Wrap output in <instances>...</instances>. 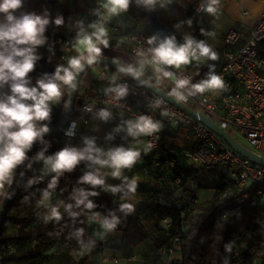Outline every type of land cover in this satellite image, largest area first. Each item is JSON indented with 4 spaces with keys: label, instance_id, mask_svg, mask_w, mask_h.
<instances>
[{
    "label": "trees",
    "instance_id": "1",
    "mask_svg": "<svg viewBox=\"0 0 264 264\" xmlns=\"http://www.w3.org/2000/svg\"><path fill=\"white\" fill-rule=\"evenodd\" d=\"M83 3L84 0H74V8L70 9L63 0H23V7L17 15L34 13L49 21L42 34L43 44L34 49V55L38 59L35 61L34 70L28 74L29 87L37 86V81L43 79L45 75H53L58 66H68V62L61 58L56 41L60 37H73L71 33L68 35L65 32L72 16L84 10ZM144 8L146 7L143 4L130 0L129 8L125 13L134 21L142 22L146 18ZM58 18L62 20L60 25L55 23ZM74 41L73 38V43ZM76 56L78 55L73 50L71 58ZM10 85L11 81L0 85V101H6L7 96L12 94ZM68 99L69 93L66 92L56 112L45 120L44 125L49 129L59 125ZM57 102L58 100L50 102V109L54 108ZM53 138H58V142L51 147ZM61 139V133L38 138L27 151L26 159L18 166L13 198L0 226V252L3 264H94L93 252L82 253L74 236L78 229L83 228L85 230L83 239L87 241L89 217L92 212H99L101 217H107L109 211H114L121 219L115 232L122 233L124 240L132 247H138L149 239L153 240V234L134 213L125 216L119 210V205L124 202L119 201L109 191H105L108 188L109 178L101 170L99 164L85 158L73 171H65L60 175L54 188L48 187L56 173L45 175L40 172L35 158L43 152L47 159L62 148L68 147ZM168 149L170 148H166ZM177 152L176 154L169 153L164 161L165 163L168 160L175 162V167L169 166V168L175 176V183L179 180L177 184L181 185L182 180L185 179L183 175L192 166L179 151ZM92 155L95 157L98 154L93 152ZM194 169L198 170L201 176L205 173L210 174L199 168ZM87 173L98 174L104 179L105 184L93 188L87 183H81L80 178ZM159 175L158 180L162 176V180L159 181H163L164 174ZM228 186L221 177L213 187L215 195L212 203L207 207L198 203L196 198H190L187 204L177 206L166 199L160 191L154 192L152 202L156 207L158 222L155 232L164 238V242H167L166 246L171 247L170 251L175 244V239H179L180 249L173 251L177 252V257L171 264H224L225 259L228 264L245 262L256 264L251 261L249 254L242 252L240 245L248 246L256 238L264 239V209L238 205L236 200L240 192L234 187L227 191ZM6 187L7 185L5 189ZM81 189L85 192L97 191L99 193L95 197L88 196V200L98 205L97 208L89 211L84 209L83 205L76 207L75 197H79ZM45 191L49 193L48 198L52 193L63 195L59 208L63 218L59 223L55 221L45 223V219L39 216L43 209L40 201L42 200L43 203ZM157 195H161L169 205H156L154 199ZM192 200H196V203L191 204ZM67 204H72L70 211L79 213V215L72 217L68 211H65ZM201 206L206 209H200ZM186 207H190V210H186ZM192 214L195 215L193 219L190 218ZM8 225L14 227L20 225L18 233L6 234ZM230 242H232V250L228 253L225 251V245ZM25 245H27L26 248H24ZM7 246L12 247L13 253L6 252ZM234 252L239 253L237 260L232 258Z\"/></svg>",
    "mask_w": 264,
    "mask_h": 264
},
{
    "label": "clouds",
    "instance_id": "2",
    "mask_svg": "<svg viewBox=\"0 0 264 264\" xmlns=\"http://www.w3.org/2000/svg\"><path fill=\"white\" fill-rule=\"evenodd\" d=\"M129 2L130 0H106L103 7L109 16L118 15L127 11ZM138 2L152 10L158 0H138ZM219 4L220 0H204L197 11L215 16ZM160 6L164 7L163 0H160ZM22 7L23 0H0V17L3 18V22H0V85L11 81L12 93L7 96L6 101H0V195L4 194L5 186L11 184L13 170L26 159V153L31 149L33 143L41 138L43 133L49 131L46 125L37 128L35 122L49 118V104L59 100L62 95L61 86L66 85L68 88L74 89L76 76L84 70L85 62L91 66L100 57L102 50L98 45L108 46L107 31L103 24L92 25L95 31L91 35L84 34L78 40V45L83 49V52L87 53L86 55L82 52L81 55L72 57L69 59L67 67L58 66L53 75H45L43 79L37 81V86L29 87L28 74L34 70L35 61L38 59L34 55V49L43 44L42 34L49 21L47 18H42L34 13L17 15ZM55 23L60 25L62 20L58 18ZM184 23L191 27L193 21L189 18L176 24L175 27L179 28ZM200 31L202 35L214 36L211 31L205 32L204 29ZM147 44L151 47L146 52L141 51L139 53L141 60L138 67L131 64L127 66L118 64V70L121 73L130 74L134 79H140L145 75L146 65L151 66L152 76L147 81L141 80V84L147 83L149 87L159 93L164 82L166 80L171 81L172 85L165 94L177 103L187 104L191 97L197 94L202 95L208 91L227 90L223 78L215 71V64H209L206 78L196 83H193L183 73L178 74L169 70L181 69L182 66L189 65L198 67L202 62L217 61V52L205 40H198L192 35H185L183 43H180L174 34L163 37L157 34L148 38ZM22 45L25 47H21ZM105 91L115 93L117 100L124 98L128 93L126 85H117L105 89ZM27 101H31V103H27ZM161 103L162 101L158 99L152 107H159ZM99 115L102 119L107 120L111 114L106 110H101ZM126 123L128 134L134 138L141 135L150 136L159 132L163 127L159 121H154L146 114L138 116L135 120H128ZM86 143L88 146L83 150L65 147L47 159L44 158L43 152L38 154L37 159H44L45 165L49 166V171L56 173L48 185L49 188H54L60 175L65 171H73L79 162L85 158L101 167L105 165L111 167L113 169L111 175L120 177L121 170L131 169L140 156V152L137 150L119 147L110 150L107 153L108 158L101 160L99 158V154H102L101 150L94 147V141L87 140ZM148 147L151 148V144ZM93 152L98 155L94 157ZM80 182L87 183L93 188L105 184L104 179L100 178L98 174L92 173L83 175ZM109 190L113 194L120 191L115 187L105 189V191ZM136 190L137 181L134 178L127 184V193L135 194ZM98 195L97 191L85 192L81 189L79 197H75L76 207L83 205L84 209L89 211L97 208L98 205L88 200V196L95 197ZM48 196L49 193L45 191L44 200H47ZM72 207V204H67L65 211H68L72 217H76L79 213L71 212ZM119 210L127 216L134 213L135 207L134 204L125 202L119 205ZM62 218L59 208L53 207L50 214L45 216V223L49 221L59 223ZM93 222L98 223L101 229L95 233L96 237L103 240L109 233L117 230L121 219L114 211H109L107 217H101L99 212H92L89 223ZM84 231L83 228H80L74 233V236L80 251L88 254L93 250L96 241L89 239L85 242L83 239ZM231 250L232 242L225 245L226 252L230 253ZM224 264H228L227 259H225Z\"/></svg>",
    "mask_w": 264,
    "mask_h": 264
},
{
    "label": "built area",
    "instance_id": "3",
    "mask_svg": "<svg viewBox=\"0 0 264 264\" xmlns=\"http://www.w3.org/2000/svg\"><path fill=\"white\" fill-rule=\"evenodd\" d=\"M170 1L180 3L182 0ZM203 2L204 0H201L190 8L189 18L192 19L193 24L188 34L181 33L182 25L179 28L175 27L176 24L180 23L179 21L169 23L165 30L158 33L130 32L127 35L129 54L140 61L139 53L141 51L146 52L151 47L147 44L148 38L157 34L161 37L174 34L180 43H183L185 35H192L198 40L206 41L207 35H202L200 30L204 29L205 32H208L212 28L203 17L204 12L197 11ZM104 3V0H97L95 6L87 10L92 16L98 15L104 10ZM108 25L111 29L120 30L118 22L113 18L108 22ZM89 32L88 25L80 24L72 30L71 35L73 37L58 38L56 44L62 60L68 62L71 58L74 49L73 38L79 39ZM243 37L240 30L231 29L221 38L223 46L219 49L218 60L214 61L215 71L223 78L227 90H212L202 95L197 94L191 97L185 105L216 123L235 140L232 132L237 131L245 143L249 145L250 148L247 149L264 158V9L259 22L245 41ZM147 68L149 74L144 75V77L148 79L152 76L153 70L151 66H147ZM169 70L178 74L183 73L193 83H196L206 78L209 68L205 65L199 67L189 65L182 66L181 69ZM117 85H126L128 89L127 95L119 100L115 98V93L105 91V89ZM171 85L172 82L166 80L161 89L166 92ZM62 96L54 108L50 109L49 117L56 112ZM158 99L162 101L161 105L152 107ZM78 100L67 127L61 133V140L69 148H76L77 150L86 148L87 140L83 137L82 131L90 124L92 114L100 108L119 113L126 127H128L126 121L135 120L142 114L150 116L153 120L155 115H159L165 121L189 129L193 133L198 141V147L194 150L179 151L192 167L205 170L211 174L221 175L226 184L229 185L227 191L234 187L240 192L236 200L238 205L264 209V165L254 163L236 152L208 125L147 87L115 70L101 67L97 78L87 86L80 88ZM44 122L45 120L35 122L37 128L44 126ZM73 125L75 126L73 127ZM145 139L149 150L148 155L160 152L161 145L164 143L161 131L145 136ZM56 142H58V138H53L51 147ZM149 144H151V148L148 147ZM165 148L167 147L165 146ZM167 152L178 153L172 149H168ZM166 163L171 168L175 167V162L172 160H168ZM157 166L162 167L163 163L159 161ZM159 180H162V176ZM179 182L176 180V183ZM154 202L158 206L169 205L161 195L155 196ZM195 203L196 200H192L191 204ZM185 209L190 210V207ZM167 223L169 224V221ZM179 249V239L176 238L171 252ZM12 251V247L7 246L6 252L11 254ZM232 258L237 260L239 253L234 252ZM106 261L115 260L106 258ZM0 264H3L1 252Z\"/></svg>",
    "mask_w": 264,
    "mask_h": 264
},
{
    "label": "crops",
    "instance_id": "4",
    "mask_svg": "<svg viewBox=\"0 0 264 264\" xmlns=\"http://www.w3.org/2000/svg\"><path fill=\"white\" fill-rule=\"evenodd\" d=\"M96 1L97 0H84L82 5L84 10L72 16L67 27L68 32L66 33L69 35L76 26L86 24L90 29L88 35H91L95 31L92 25L102 23L107 31L106 39L108 40V46L98 45L102 50L101 55L114 57L125 65L131 64L138 67L139 60L129 54L127 35L130 32L158 33L165 30L168 24L173 21H186L190 15V8L201 0H182L180 3L163 0L164 7L160 6V0H158L154 9H143L146 13V18L142 22L134 21L125 12L109 16L106 9L100 14L92 16L87 9L93 8ZM104 1L106 2V0ZM63 2L70 9L74 8V0L71 1L70 6L64 0ZM218 8L221 9V15L224 16L227 14L233 20V24H235L227 30L226 33L219 35L217 31L218 28L215 26L216 24L207 22L212 28V30L209 31L214 33L217 39H219V42H221L219 44L223 46L221 38L234 28L243 33L244 41L247 39L261 18V13L264 9V0H220ZM105 17H107V19H105ZM112 18L118 22L120 30L109 28L108 22ZM0 22H3L2 17H0ZM181 25V33L188 34L191 27L185 23ZM79 39H75L73 49L78 56L83 52V49L78 45ZM206 42L214 51L218 47H214L213 41L210 42L209 40V36H207ZM222 46L219 48L221 49ZM83 54L86 55L87 53L83 52ZM209 64H214V61L202 62L199 66H208ZM191 66L197 67L195 65ZM100 68L99 66L95 68L96 70H94V73L98 74ZM148 74L149 71L146 66L145 75ZM96 78L97 75L96 77L92 76V74L84 75L79 88L87 86ZM101 110L106 109L100 108L93 113L95 116L93 119H90V124L83 129L82 135L86 140L94 141V147L101 150L102 154H99L101 160L108 158L107 153L110 150L119 147L125 149L131 148L140 152L136 164L131 169H122L120 177H113L111 175L113 169L107 165L101 167V170L109 178L108 188L115 187L120 189V191L115 194L111 193L110 190L109 192L116 196L121 202L134 204V214L154 237L153 240L149 239L138 247L130 246L124 240L120 232L109 233L103 240H100L95 235L96 232L101 230L100 226L98 223L93 222L88 226L87 230V241L89 239L96 241L91 251L93 252L92 260L94 264H171L173 259L177 257V252H171L169 249L171 247L166 246L167 242H164V238L155 232V227L158 222L156 207L152 202L154 192L160 191L166 199L177 206L187 204L190 198H196L198 203L207 207L212 203L215 195L213 187L221 177L218 175L214 178L211 173H205L204 176H201L198 170L190 166L191 168H189V171L183 175L185 179H181L182 184L178 185L174 181L175 176L170 170L169 165L164 161L169 155L165 146L176 151L196 149L198 147V141L189 129L167 122L161 116L155 115L154 121H159L163 125L160 131L163 133L164 143L161 145L159 153L148 155L149 150L147 149L144 135L135 138L132 137L128 134L127 127L123 123L119 113L106 110L110 112L111 115L107 120H104L99 115ZM145 149H147V151H145ZM35 161L40 172L45 175L52 173L49 171V166L45 165L41 159H37L36 157ZM159 161L164 163L162 167L157 166ZM160 173L161 175L164 174L163 181L158 180ZM134 178L137 181L136 193H127V184ZM1 197L2 195H0V200ZM62 197L63 195L60 193H52L47 200H43L44 208L40 211L39 216L45 219V216L50 214L53 207L60 208ZM193 216L195 217V215L192 214L190 218L193 219ZM17 233L18 226H7L6 234ZM96 249L98 250L96 251ZM106 258H111L116 262H107Z\"/></svg>",
    "mask_w": 264,
    "mask_h": 264
},
{
    "label": "water",
    "instance_id": "5",
    "mask_svg": "<svg viewBox=\"0 0 264 264\" xmlns=\"http://www.w3.org/2000/svg\"><path fill=\"white\" fill-rule=\"evenodd\" d=\"M133 1L138 2V0H133ZM118 64L127 66L114 57L103 56V55H100V57L97 58L96 63H94L91 66L87 65L85 62L84 70L76 76V80L74 81V83L76 84V87L74 89H70V91H69L68 104H67V107L65 109V112L62 116V119H61L59 125L56 127L50 128L49 131L46 133H43L42 136L50 137V136H53L57 133H62L64 131V129L67 127L69 120L72 116L73 110L75 108V105H76V100L78 98V93H79L78 91H79L80 83L82 81V77L88 69H90L91 67H93L95 65H100V66H104L106 68H109V69H112V70H115V71L121 73L118 70ZM121 74L127 76L128 78H130L131 80H133L139 84H141V80H143V81L148 80L144 76L141 77L140 79H134L130 74H125V73H121ZM141 85L147 87L151 91L155 92L156 94H158L161 97L170 101L172 104L183 109L185 112H187L188 114H190L194 118H196V119L200 120L201 122L205 123L206 125H208L219 136H221L225 141H227V143L236 152L240 153L241 155H243L244 157L253 161L254 163L264 165V158H261V157L255 155L254 153H252L251 151H249L247 148H245L243 145H241L239 142H237L235 139H233L227 132H225L220 126H218L213 121L209 120L208 118H206L205 116H203L199 112L193 110L189 106H187L183 103H177L173 98L166 96V94H165L166 92L164 90L161 89V91L158 93L152 87H149L147 83L141 84ZM17 170H18V167L13 170L11 184L7 185V187L4 191V194L2 195L1 200H0V226H1L2 221H3V217L6 214L8 208L10 206V203L12 201V198H13V191H14L15 183H16Z\"/></svg>",
    "mask_w": 264,
    "mask_h": 264
},
{
    "label": "rangeland",
    "instance_id": "6",
    "mask_svg": "<svg viewBox=\"0 0 264 264\" xmlns=\"http://www.w3.org/2000/svg\"><path fill=\"white\" fill-rule=\"evenodd\" d=\"M69 6L71 5V1L72 0H64ZM72 8V7H71ZM220 10L218 8V12L215 16L213 15H209L207 13H204V19L206 20V22L208 23H213V24H216L215 26L218 28V33L219 35H223L224 33L227 32V30H229L232 26H234L235 24H233V20L227 15L225 14L224 16L220 14ZM66 32H68L66 30ZM65 32V33H66ZM67 34V33H66ZM209 40L210 42L213 41V44H214V47H217L216 48V52L218 53L219 52V47L222 46V44H219L221 42H219V39H217V37L214 35V36H209ZM95 68H98V66H93L91 67L90 69H88L86 71V74H92V76L96 77V75L98 74H95L94 73V70H96ZM83 75V77H84ZM69 89H68V86L66 85H62L61 86V92H62V95H64L66 92L69 93ZM95 116V114H93V116H91V119H93ZM232 135L236 138V140L241 144L243 145L244 147L246 148H250L248 144L245 143V141L240 137V135L237 133V131H233L232 132ZM45 158V157H44ZM46 159V158H45ZM43 162H44V159H41ZM42 162V163H43ZM41 165V164H40ZM212 176L214 178H216L218 175H216L215 173L212 174ZM221 177V175H219ZM211 192L213 190H210ZM214 192V191H213ZM41 205L43 206L44 208V203H42V200L40 201ZM200 209H206V208H202V206L200 207ZM27 245L24 246V248H26ZM23 249V248H21ZM240 249L242 250V252L244 253H247L249 254V256L251 257V261L256 263V264H264V239L263 238H256L253 243L251 245H248L246 246V244H241L240 245Z\"/></svg>",
    "mask_w": 264,
    "mask_h": 264
}]
</instances>
